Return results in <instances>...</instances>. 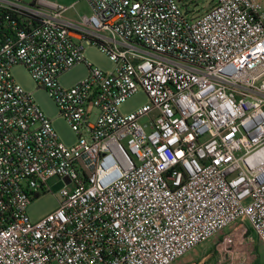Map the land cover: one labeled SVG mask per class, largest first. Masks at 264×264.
<instances>
[{"label": "built area", "instance_id": "obj_1", "mask_svg": "<svg viewBox=\"0 0 264 264\" xmlns=\"http://www.w3.org/2000/svg\"><path fill=\"white\" fill-rule=\"evenodd\" d=\"M87 1L77 18L75 3L0 0V264H173L234 226L228 240L250 229L264 246V4L215 0L195 16L178 0ZM80 62L88 77L63 86ZM17 64L75 145L14 79ZM139 88L149 103L123 115ZM53 176L73 189L33 221Z\"/></svg>", "mask_w": 264, "mask_h": 264}, {"label": "rangeland", "instance_id": "obj_2", "mask_svg": "<svg viewBox=\"0 0 264 264\" xmlns=\"http://www.w3.org/2000/svg\"><path fill=\"white\" fill-rule=\"evenodd\" d=\"M34 0H26L31 2ZM57 2L64 6H70L75 3V7L68 11V15L81 17L91 15L92 9L87 0H48ZM184 10L191 11L192 15H200L209 10L215 3V0H178ZM264 4V0H258ZM85 58L94 66L105 72H111L114 69V62L111 58L101 52L96 46H86L84 49ZM14 79L27 91L32 93L36 103L42 108L45 115L51 121V124L57 132L59 139L67 146L76 144L78 138L67 120L59 113V109L45 88L40 87L34 80L29 69L17 64L12 68ZM89 75L87 64L80 62L67 69L59 77L60 83L65 87H72L83 81ZM149 97L143 88H139L136 93L127 97L120 105V112L128 115L137 111L149 103ZM48 191L34 197L28 205V214L33 221L40 220L49 213L53 212L59 206L60 193L64 188L73 189V185H67L66 182L58 176H53L47 180ZM238 226V224H237ZM235 227V226H234ZM226 228L212 237L210 241L195 247L187 255L180 258L173 264H250L248 255L255 246L262 253L264 259V246L257 241L256 235L250 229H238V237L228 240L227 236L234 228ZM248 231V233L246 232ZM254 239V241H253ZM234 242V244H231Z\"/></svg>", "mask_w": 264, "mask_h": 264}, {"label": "trees", "instance_id": "obj_3", "mask_svg": "<svg viewBox=\"0 0 264 264\" xmlns=\"http://www.w3.org/2000/svg\"><path fill=\"white\" fill-rule=\"evenodd\" d=\"M246 232L248 233V231H246ZM256 238H257V241L260 242L259 238L257 236H256ZM253 241H254V239H253ZM249 259L251 260L250 264H264V259L262 258V253L259 251L257 246H255L254 249L253 248L251 249V252L248 255V260Z\"/></svg>", "mask_w": 264, "mask_h": 264}]
</instances>
